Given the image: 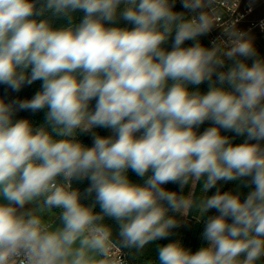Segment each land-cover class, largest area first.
Listing matches in <instances>:
<instances>
[{"label": "clouds", "instance_id": "1", "mask_svg": "<svg viewBox=\"0 0 264 264\" xmlns=\"http://www.w3.org/2000/svg\"><path fill=\"white\" fill-rule=\"evenodd\" d=\"M177 2L0 0V85L41 82L0 97V264H139L190 214L206 246L148 264H264V58L235 22L202 44L223 0Z\"/></svg>", "mask_w": 264, "mask_h": 264}, {"label": "trees", "instance_id": "2", "mask_svg": "<svg viewBox=\"0 0 264 264\" xmlns=\"http://www.w3.org/2000/svg\"><path fill=\"white\" fill-rule=\"evenodd\" d=\"M176 10H182V5L179 2V0L176 4ZM81 17H82V13H77V20H79V18H81ZM61 23H63V22L57 21V26H60ZM123 24H124V22L121 21V25H123ZM200 39H201L202 44H204L205 46L211 47L208 44V41L206 40L205 36H202ZM191 43H192L191 41L186 42V45L191 44ZM168 47L169 48L171 47V42L169 43ZM40 85H41V82L37 81L31 86H26V87L22 88V90L18 93H13L10 89H7L4 85H0V97L5 98L6 100H12V99H17V98H19V99H30L35 94V92L40 89ZM207 87H208L207 84H202L199 86V88L202 92L207 91ZM16 118L17 119L27 118V119L32 120L34 124L39 125L44 120V112L42 111V112H38V113L33 114L31 112H28V111H21V112L17 113ZM208 126H210V124L208 122H206L204 125H202L200 127V129L198 131L202 132ZM95 131L100 135L110 134L109 130H106V129H95ZM225 134L230 135V136H234L233 133H225ZM80 139L86 145L91 146L92 141H91V137L89 134H82L80 136ZM243 139H244V137H235L234 143L243 142ZM128 175L133 182L143 183V181L139 177H137L134 173H132L131 171H129ZM88 183H89L88 181L74 182V187H79L81 189V191H83L88 186ZM239 184H240V182H235V184L232 182L227 183V184H224L223 182H221L222 191L233 189L236 187V185H239ZM173 187H174L173 190L179 191V189L176 185H173ZM238 190L241 191L242 193L246 194L249 189L244 188L241 185ZM214 191H215V189L211 190L209 192V195L213 194ZM196 194L197 195H203L200 192V185H197ZM83 202L84 203H90L91 201L90 200H84ZM96 210L99 211L98 206H97ZM213 214H215V210H211L209 213H207L205 218H207L208 215H213ZM195 218H198V215L194 216V214H190L186 223L182 224L180 227L173 230L172 236H170L166 239L160 240V241L153 242L152 244H150L147 247V249L145 250L144 256H142L140 258L139 264H148L149 261H154V258L157 254V247L159 245H164V244H167V243L174 241V240L182 241L184 246L186 248H190L193 252L198 250L201 246H206L207 242L203 241L201 238V233L203 231L204 224H203V222L198 223ZM106 222L109 223L110 225H112V227L115 230H118V226L115 224L114 221L109 219ZM124 251L127 252L128 250L125 249ZM128 259H129L130 264H137V260L134 257H129Z\"/></svg>", "mask_w": 264, "mask_h": 264}, {"label": "built area", "instance_id": "3", "mask_svg": "<svg viewBox=\"0 0 264 264\" xmlns=\"http://www.w3.org/2000/svg\"><path fill=\"white\" fill-rule=\"evenodd\" d=\"M220 10L222 14L216 18L218 25L205 36L210 46L214 40H227L225 31L230 30L229 25L233 22L241 31L250 32L258 29L264 33V28L261 27V21H264V17L257 19L250 17L253 7L248 0H223L220 4Z\"/></svg>", "mask_w": 264, "mask_h": 264}, {"label": "crops", "instance_id": "4", "mask_svg": "<svg viewBox=\"0 0 264 264\" xmlns=\"http://www.w3.org/2000/svg\"><path fill=\"white\" fill-rule=\"evenodd\" d=\"M253 7V16H263L264 15V0H249ZM252 37L254 45L258 51V54L264 58V34H261L259 31L254 30L248 32ZM251 63V61H249Z\"/></svg>", "mask_w": 264, "mask_h": 264}, {"label": "rangeland", "instance_id": "5", "mask_svg": "<svg viewBox=\"0 0 264 264\" xmlns=\"http://www.w3.org/2000/svg\"><path fill=\"white\" fill-rule=\"evenodd\" d=\"M248 2L250 3L249 0H248ZM250 4H251V3H250ZM252 14H253V10H252V13H251V15H250L251 18H255V19H257V18H262V17H264V15H263V16H257V17H255V16H253ZM255 30L259 31L258 29H255ZM252 31H254V30H252ZM259 32H260L261 34H264V33H262L261 31H259ZM166 187H167L168 189H170V190H173V189H174L173 184L166 185ZM189 190H190V187H186V188L184 189V193L187 194V192H188Z\"/></svg>", "mask_w": 264, "mask_h": 264}]
</instances>
